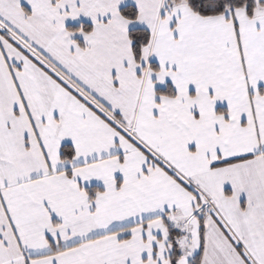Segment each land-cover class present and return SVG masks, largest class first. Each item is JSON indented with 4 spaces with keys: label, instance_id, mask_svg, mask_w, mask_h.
Masks as SVG:
<instances>
[{
    "label": "snow or ice",
    "instance_id": "obj_1",
    "mask_svg": "<svg viewBox=\"0 0 264 264\" xmlns=\"http://www.w3.org/2000/svg\"><path fill=\"white\" fill-rule=\"evenodd\" d=\"M0 264H264V0H0Z\"/></svg>",
    "mask_w": 264,
    "mask_h": 264
}]
</instances>
